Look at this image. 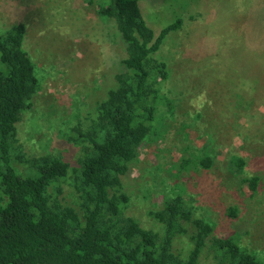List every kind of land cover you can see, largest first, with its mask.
Segmentation results:
<instances>
[{
    "label": "rangeland",
    "instance_id": "374dc122",
    "mask_svg": "<svg viewBox=\"0 0 264 264\" xmlns=\"http://www.w3.org/2000/svg\"><path fill=\"white\" fill-rule=\"evenodd\" d=\"M99 1L0 0V36L25 25L24 47L41 85L18 127L28 157L61 153L73 162L75 145L64 133L89 127L123 69L125 45L114 22L98 16ZM138 6L155 36L177 19L181 24L154 55L167 66L163 87L174 116L122 178L130 198L125 213L157 230L149 212L178 190L194 217L213 224L215 236L235 237L264 259V0H140ZM201 150L213 157L208 170L190 161ZM234 156L246 163L239 177L228 169ZM184 160L190 162L182 170ZM253 175L259 185L250 195L242 179ZM185 228L176 251L187 246L193 229Z\"/></svg>",
    "mask_w": 264,
    "mask_h": 264
},
{
    "label": "trees",
    "instance_id": "16d2710c",
    "mask_svg": "<svg viewBox=\"0 0 264 264\" xmlns=\"http://www.w3.org/2000/svg\"><path fill=\"white\" fill-rule=\"evenodd\" d=\"M100 1L96 12L114 22L126 57L89 127L64 133L75 145L73 162L61 153L25 155L18 127L41 85L24 47L25 25L17 23L0 36V63L6 68L0 71V264H264L235 237L215 236L213 224L194 217L178 190L161 210L149 212L157 230L125 213L130 198L122 178L142 146L162 137L164 120L174 116L163 87L167 66L154 55L181 21L155 36L140 12V0ZM200 152L190 161L210 169L213 157ZM245 164L243 157H232L231 176L239 177ZM242 181L250 195L257 192V176ZM227 214L235 218L237 209ZM185 225L193 230L184 251H176V237L187 233Z\"/></svg>",
    "mask_w": 264,
    "mask_h": 264
}]
</instances>
